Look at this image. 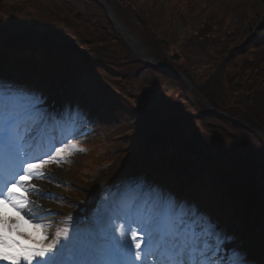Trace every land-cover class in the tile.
<instances>
[{
	"label": "trees",
	"instance_id": "16d2710c",
	"mask_svg": "<svg viewBox=\"0 0 264 264\" xmlns=\"http://www.w3.org/2000/svg\"><path fill=\"white\" fill-rule=\"evenodd\" d=\"M30 1L3 3L0 0V69L10 60L33 62L43 69L44 59L59 60L64 67L75 58L79 60L80 69L110 73L114 79H119L124 98L140 103L134 107L140 111L136 112L138 119L132 120V111H126L125 134L120 139L123 146L119 150L122 159L116 170L117 164L113 165V173L138 175L139 171L147 170L154 177L167 171L180 173L185 175L189 190L201 177L210 174L214 184L204 191L206 198L220 193L235 195L233 212H228L230 216L242 220L252 229L264 228V192L261 190L264 186V136L261 133L210 116L184 80L160 74L157 68L128 56L130 47L115 30L105 8L94 0H80L85 12L75 10L74 6L71 10L63 8L66 12L59 11L48 7L49 0H36L42 4L38 6L39 11H28L26 3ZM106 1L119 21L139 36L148 53L157 60L169 59L170 65L191 76L199 94L212 107L250 124L252 129H264L262 48L248 42L244 46L231 47L228 55L225 50L216 52L220 48L216 46L218 37L214 35L213 26L216 25L204 21L196 31V41L192 40L198 48L216 58V65L206 77L199 78L202 76L193 74L186 56L172 60L178 46L158 34L149 21L150 16L139 5L132 0ZM93 5L99 6L104 21L94 18L95 12L88 10L87 7ZM86 17L96 24L102 22L99 26L105 33H93L89 28L81 27ZM86 22L91 25L90 20ZM113 45L117 48L112 49ZM62 46L63 51L59 50ZM36 54L40 55V62L37 57L31 58ZM143 112L150 116L143 118ZM185 194L184 200L189 191ZM256 210L261 213L250 218Z\"/></svg>",
	"mask_w": 264,
	"mask_h": 264
},
{
	"label": "rangeland",
	"instance_id": "374dc122",
	"mask_svg": "<svg viewBox=\"0 0 264 264\" xmlns=\"http://www.w3.org/2000/svg\"><path fill=\"white\" fill-rule=\"evenodd\" d=\"M6 1L7 3L8 1L11 2V0H2L3 3H6ZM49 1H53L55 4L52 6L56 7L59 11L65 10L62 7L71 10V8H73L71 6H74L75 10H82V12H85L84 6H82L83 4L80 0ZM132 2L139 5L142 11L147 12L150 16L149 21L154 26L158 34L166 37L167 39H171L175 45L178 46L174 49V53L180 56H186L189 63L192 65L193 74L198 77L202 76L199 78L206 77V74L211 72L212 68L216 65L214 60L216 58H212L211 55L205 53L195 44V38L197 36L196 31L201 28L204 21H208L210 24L213 23L216 25L213 26L215 28L214 35L218 37V43L216 46L221 48H219V50L216 49V52L225 50V54L228 55V51L231 47L236 44L238 46L241 45V43L244 44L248 36L252 37L256 35L257 41L261 42L260 46L263 49L260 52L264 53V0H132ZM40 5L42 4H39L36 0H31L29 3H26L28 11L33 9L38 12V6ZM93 6L94 7H91L92 9L87 7L90 12H95V17L93 15L91 16L99 21H104V16L99 6ZM9 7L10 5L8 6V9ZM69 13L70 12H68V14ZM72 14L70 13L71 16ZM20 17L23 18V15H20ZM72 17L76 18L74 15ZM260 17H263V19L261 20ZM86 20H90L91 25L88 24ZM100 23L96 24L95 22H91V19L86 17L81 23V27L89 28V30L93 33H101V31L102 33H105L99 26ZM106 27L107 26L104 27V30ZM192 38L195 41H193ZM220 40L221 42H219ZM184 45H186V47ZM111 48L116 49L117 45H113ZM128 56L131 57L130 53ZM63 75L64 74L62 73L60 74L61 77H63ZM99 75L101 76V74L98 73H86V75L82 76L80 82L78 81L79 79L74 81V75L72 74L65 76V79H71L68 86L69 90L65 95V98L67 99H69L68 95H70V101L64 106L63 112L61 109H57L59 113L62 114V117L56 119L57 125L51 122L50 126L52 128L60 126V133L62 137H60L58 133L54 134L49 131L47 134L48 142L46 140L38 142L40 146L38 145L35 152L33 154L31 153L36 156L44 155V153L50 151L51 146L55 145L57 142H65L68 138L70 140L74 139L75 142L79 139L82 141V145H85L83 148L84 151H80L76 155L75 152L77 151H74L72 155L64 158L67 161L61 160L59 165L55 163L48 165L44 170L47 174V178L39 180L38 183L33 181V183H36L40 188V183L49 185L46 189L42 188L44 195L35 197V199L39 198L46 201V203L38 201L39 204L42 205L44 212H46V214H42L46 217V219L40 221V223L44 224V234L47 235V240L43 241L45 244L50 243L53 239H55V233L58 230L57 228L61 227V224H63L62 226L64 228L69 230V235L72 228H76L75 233H73L70 237L81 241L84 240L88 232L95 228L94 225L81 226L75 219V217L79 214L82 215V213L87 211L86 205H92V211L90 213L92 214L91 218L92 220L94 218L95 223L98 218V209H114L113 207H109L104 204L101 207L99 206V202L103 199L105 193H107L105 188L92 195V197L95 198L92 200L87 199L85 196L83 197L82 194L79 195V197L74 196V193L76 192L72 190V187L79 189L78 181L81 182L79 173L85 172L83 164L90 165L92 162L96 161V156L99 157L100 155V160L104 159L101 158L102 156H111V158L117 156V154H113L115 147H106V145H108L109 142L111 143L114 139V130L119 121L117 118L121 117L122 111H114V105L110 104L108 100H102L100 94H97V90L103 88L106 89L105 85H107L105 82L102 83V81L99 80ZM102 76L107 78V74L105 73H103ZM107 80H109V78ZM53 82L54 83L51 84H55V86L52 89L48 88L49 85H39L38 92L40 96H36L33 100L36 108L39 110L37 114L38 117L43 116L45 119L50 99L53 97L55 98L58 88L63 86V84L58 85V80L56 79ZM74 85L75 88L76 86L81 87L79 95L77 96V107L76 103L73 104V101L75 100L72 99L71 92L69 93L70 89L73 88ZM71 91L73 92V90ZM110 97L115 99L111 93ZM69 111L71 115L68 114ZM55 118L56 115L52 117L53 120H55ZM71 121L72 123L70 124ZM79 122L85 124L83 127L85 128L86 133H81V135H79V133L81 132L82 127ZM37 124H39V120L37 121ZM62 129L66 130L64 131ZM29 131L32 136L33 130L30 129ZM32 139L36 141V138L33 137ZM104 140L108 143L105 144ZM99 141H101L104 145L103 147L100 145V151L95 152L98 147L96 142ZM70 145L71 143H69V146ZM117 147L119 146L117 145ZM88 148L89 151L87 150ZM111 149L113 152L110 155L109 152ZM61 172H64L68 178L63 176ZM68 174H70V176H68ZM94 178L96 179V177ZM104 178L105 177L102 179H96L95 183L102 186ZM179 180H175L174 182H180ZM50 186L54 187L58 191L50 189ZM84 186L86 187L87 185L84 184ZM261 190L264 192V186ZM145 196L147 199L141 203V207L145 204L155 202L154 194L149 193L148 196ZM135 198L136 196L134 194L130 195V199L128 201H124L126 202V207L132 205L133 202L137 200ZM73 199H84L82 200L84 203L77 204ZM54 206L56 208H54ZM81 207L82 209H80ZM8 209H11L15 214L10 205H0V212H5ZM45 209L49 210L45 211ZM6 215L9 216V214ZM21 215H23V213H21ZM25 217L28 219L27 216ZM25 217L24 220L20 222V230L24 232L25 235L21 236L19 233H14L13 235L16 236L20 243L26 246H39L41 243V233L36 232L33 227V224L36 222L32 221V223ZM113 220L115 221L116 227H119L122 224V220H117L115 217H113ZM25 221H27V223H25ZM223 223L224 221L222 220V217H211L208 222L205 223L212 231H216L218 234L225 236L223 241L225 248L223 252L220 251V257L223 258L226 255H230L233 249H235L244 258H247V260H255V263L252 264H264V258L260 255L261 250L263 249L262 243L264 242V234L255 233L249 234L248 236L234 235L232 234L234 224L224 226L226 223ZM55 229H57L56 232H52L55 231ZM80 233L83 234L80 235ZM27 234H31V239ZM105 246L106 241L99 238L96 239L94 245L95 251L92 258L100 262V264H103V262L108 259L105 255ZM69 254L70 253L66 250L65 255L67 256Z\"/></svg>",
	"mask_w": 264,
	"mask_h": 264
},
{
	"label": "snow or ice",
	"instance_id": "6c2138e0",
	"mask_svg": "<svg viewBox=\"0 0 264 264\" xmlns=\"http://www.w3.org/2000/svg\"><path fill=\"white\" fill-rule=\"evenodd\" d=\"M38 111L33 100L15 90H5L0 84V205H10L15 212L14 216L0 212V261L100 264L92 258L95 241L100 238L106 241L108 257L103 264H248L235 249L219 258L222 241L203 223V218L164 197L143 207L136 202L123 208L98 209L95 228L84 240L70 237L69 230L64 228L55 233L50 243H43L47 235L40 221L46 217L35 197L44 193L33 181L47 178L44 170L48 165H59L74 151L84 149L75 141L70 146L65 141L64 147L53 148L41 156L32 155L37 145L29 130L34 131L37 121L44 120L43 116L38 117ZM25 216L36 222L33 227L41 233L39 246H26L13 235H25L20 230ZM113 217L123 223L116 227ZM27 235L31 239V234ZM66 250L70 253L67 256Z\"/></svg>",
	"mask_w": 264,
	"mask_h": 264
},
{
	"label": "water",
	"instance_id": "95a60500",
	"mask_svg": "<svg viewBox=\"0 0 264 264\" xmlns=\"http://www.w3.org/2000/svg\"><path fill=\"white\" fill-rule=\"evenodd\" d=\"M97 1L101 5L106 7L109 15L111 16V18L114 22V26H116V28H117V31L123 37L126 44H128V46L131 47L132 57H135L136 59L141 60L142 62H144L146 64H149V65L151 64L152 66L157 67V68L170 69L168 66H166L162 62L155 60L152 56L147 54L146 49L144 48V46L141 45L137 36H135L128 28L126 29L124 26H121V24L118 22L116 16L113 14L112 9L108 5H106L105 0H97ZM175 57L178 58V56H175ZM185 80H186L188 87H190V89L193 92L194 91L197 92L196 87L193 86V84L189 81V79L185 78ZM198 97L200 98L202 104L205 107H208L214 114H216V115L219 114V115H223V116L227 117L225 114H223L219 110H214L212 107H210L209 104L206 102V100L203 99V97H201L200 95H198ZM234 121L239 125H242L246 128H249L247 125L242 124L240 121H236V120H234ZM261 132L264 133V131H261Z\"/></svg>",
	"mask_w": 264,
	"mask_h": 264
},
{
	"label": "bare ground",
	"instance_id": "6f19581e",
	"mask_svg": "<svg viewBox=\"0 0 264 264\" xmlns=\"http://www.w3.org/2000/svg\"><path fill=\"white\" fill-rule=\"evenodd\" d=\"M260 19L262 20L263 19V17H260ZM264 21V20H263ZM44 128V127H43ZM62 173V175L63 176H65V177H67V175L64 173V172H61ZM41 184V188H45L46 189V187H48L49 185H46V184H43V183H40ZM50 189H53V190H57V189H55L54 187H52V186H50ZM58 191V190H57ZM38 201H40L41 203H46V201H43V199H37ZM54 208H56L55 206H54ZM46 210H49V209H45V211ZM42 214H46V212H43ZM223 248V247H222Z\"/></svg>",
	"mask_w": 264,
	"mask_h": 264
}]
</instances>
